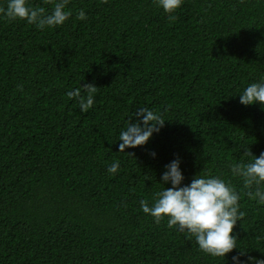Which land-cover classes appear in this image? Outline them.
<instances>
[{"label":"trees","instance_id":"16d2710c","mask_svg":"<svg viewBox=\"0 0 264 264\" xmlns=\"http://www.w3.org/2000/svg\"><path fill=\"white\" fill-rule=\"evenodd\" d=\"M31 3L50 11L56 0ZM67 7L73 15L44 30L0 18V264H232L238 249L213 257L141 210L177 157L184 183L200 171L232 180L246 213L234 228L240 259L264 258V206L228 168L264 152V105L239 100L264 78V0H184L175 19L153 0ZM86 83L97 91L81 112L67 92ZM143 107L164 125L119 151Z\"/></svg>","mask_w":264,"mask_h":264},{"label":"clouds","instance_id":"9594fccd","mask_svg":"<svg viewBox=\"0 0 264 264\" xmlns=\"http://www.w3.org/2000/svg\"><path fill=\"white\" fill-rule=\"evenodd\" d=\"M68 3L69 0H56L54 7L48 11L44 7L34 6L31 0H6V6H0V18L26 20L44 30L64 24L73 15L67 7ZM153 3L169 13V19H175L171 14L182 7L184 0H153ZM76 19H87L85 9L78 10ZM96 91V85L86 83L81 84V88L68 91L67 96L76 98L80 111L87 112L94 104ZM239 100L246 106L255 103L264 105V78L249 83L240 92ZM164 122L162 114L156 110L147 107L136 109L119 132V151L145 145L154 133L161 130ZM150 155L155 157L157 154L153 151ZM245 155L252 159L233 160L228 168L232 177L242 178L245 188L249 189L247 196L264 206V152L255 156L246 150ZM181 163V158L177 157L164 166L165 170L160 176V183L164 187L153 194L151 205L145 199L140 200L141 210L153 217L157 224L167 218L169 228L175 227L177 231L191 234L198 248L213 257L227 261L228 254L238 249V255L231 257L232 264H264V258L255 256H247V261L240 259L248 252L238 247V233L234 228L246 213L240 204L241 194L232 180L200 171L190 183H184ZM119 167V161H115L107 171L115 174ZM169 184L170 187L165 186Z\"/></svg>","mask_w":264,"mask_h":264}]
</instances>
